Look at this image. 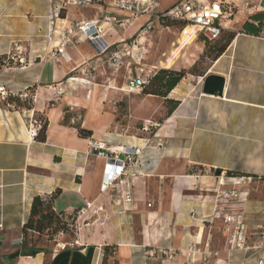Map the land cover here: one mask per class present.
Here are the masks:
<instances>
[{"label": "crops", "instance_id": "1", "mask_svg": "<svg viewBox=\"0 0 264 264\" xmlns=\"http://www.w3.org/2000/svg\"><path fill=\"white\" fill-rule=\"evenodd\" d=\"M177 1L162 8L157 0V11ZM225 1L233 5L231 23L237 29L231 27L235 36L223 51L218 49L224 42H192L170 28L175 30L174 48L151 70L186 74L165 98L142 99L146 121L155 125V132L135 138L107 131L113 114L105 110L110 98L128 96L123 93L135 76L133 67L118 74L90 43L77 42L74 36L65 47L66 60L52 57L61 36L75 24L114 13L108 1L89 6L91 13L68 6L55 19L52 0H0V86L8 88L9 83L16 91L0 102V264L256 263L264 251L257 248L259 227L264 226V30L254 36L240 28L249 16L264 12V0ZM145 21L141 17L114 26L105 39L128 40ZM116 27L128 36H120ZM209 75L224 79L221 95L203 93ZM15 97L28 99V107L17 105ZM127 99L131 109L136 99ZM165 100L177 102L170 113ZM150 101L158 102L157 110L148 107ZM79 108L82 115H67ZM31 117L45 119L44 141L29 134ZM78 128L91 131V136H80ZM89 141L141 150L128 169L131 211L113 206L110 192H100L105 158L87 154ZM230 189L247 191L248 196L218 201L216 194ZM53 195L52 210L63 220L91 203L104 207L107 221L75 232L71 240L61 236L35 246L40 249L36 255L23 251L13 258L24 241L22 227L33 198ZM224 214L242 219L246 250L235 249L223 234Z\"/></svg>", "mask_w": 264, "mask_h": 264}, {"label": "built area", "instance_id": "2", "mask_svg": "<svg viewBox=\"0 0 264 264\" xmlns=\"http://www.w3.org/2000/svg\"><path fill=\"white\" fill-rule=\"evenodd\" d=\"M55 4L53 18L59 17L60 10L68 7L87 8L97 1L92 0H52ZM107 8L114 13L104 12L102 17L83 20L75 24L74 28L61 36V40L55 46L53 58L67 59L65 47L72 43L70 36H74L77 42H88L94 48L97 57L105 56L106 64L113 71L117 72L122 68H134V77L128 79L126 92H141L142 87L147 83L143 76L144 70L136 67L142 65L145 59L146 36L158 26L162 29L175 28L179 38H191V41L202 39L206 43H215L226 32L230 30V18L232 10L225 0H179L169 8L162 11H155L158 7L157 0H107ZM119 14H125L122 18ZM145 17L146 21L139 28L137 37L132 40L119 38L109 43L105 37L113 30L114 26H123L132 20ZM145 40L144 44H142ZM136 65V66H135ZM91 69V68H90ZM82 74L87 73L83 68ZM131 73V71H130ZM73 82L78 79L69 78ZM7 92L0 86V102L5 101ZM45 119L31 117L28 124V132L35 138L38 131L45 123ZM139 148L126 150L106 147L102 142L89 141L87 154L105 158L103 173L100 183V192H110V200L113 206L122 208L123 211H131L133 208V193L131 181H128V169L137 163L140 155ZM249 180V179H248ZM238 184V183H237ZM247 191L230 189L220 191L216 194L218 201L228 203L234 200L247 198ZM151 207V204H148ZM88 215V216H87ZM108 215L102 205L93 206L87 203L85 207L76 211L75 216L68 224L73 233L81 229H88L95 224L103 225ZM223 234L229 235V242L237 250H246L244 233L245 225L239 216L231 214L222 216ZM259 238L257 248L264 249V226L259 227ZM62 234V232H61ZM21 243V241L19 242ZM188 256L193 257V249H188ZM192 260V259H191ZM255 264H264V251L256 259Z\"/></svg>", "mask_w": 264, "mask_h": 264}, {"label": "rangeland", "instance_id": "3", "mask_svg": "<svg viewBox=\"0 0 264 264\" xmlns=\"http://www.w3.org/2000/svg\"><path fill=\"white\" fill-rule=\"evenodd\" d=\"M175 0H161V7H165L168 6L169 4H171L172 2H174ZM229 7L231 8L232 12L234 10L233 5L229 4ZM88 10L87 11H92V9H90L91 7L87 6ZM157 11V9L155 10ZM234 19V17H233ZM236 23H232L231 27L234 29L236 28ZM156 28L150 32V34L147 35L148 37V41H151L150 45H148L149 43L145 44V47L148 48V53L145 55V60L142 61V65H138L136 67H139L141 69L144 70L143 76L145 77V79H148L153 73L154 71L151 70V66H154L156 64H158L159 61H161V59H165L166 56L162 55L168 51H170L172 48H174L171 43V41L175 40V35L172 34L173 32H175L174 29H170V30H165L162 29L158 26H155ZM116 29L118 30L119 28L116 27ZM173 31V32H172ZM177 31V30H176ZM118 33L120 36H128L129 33L127 34H123L124 32L122 30H118ZM138 33V31L136 32ZM136 33H131L132 34V40H135L137 35ZM230 34V32H226L221 38L220 40L217 41V44H220L224 41H226V39L228 38V35ZM129 40V39H128ZM147 41V42H148ZM175 46V45H174ZM176 47V46H175ZM188 47V46H187ZM185 47L181 52L183 53L186 48ZM179 57V56H178ZM134 67V66H133ZM134 69V68H133ZM108 73H112L111 70H108ZM124 73L123 70H120L121 74ZM134 74V71H133ZM120 79H122V76H120ZM7 85L9 86L7 88L6 85H1L5 88V90L8 92V95L5 97V101H7V99L9 97H11L12 94H10L11 92L13 93V95H16V91L12 88H10L9 83H7ZM123 94H128V96H124V97H120V99H116L114 98H110L109 100H107L106 102L108 103V105L106 106L105 110L106 113H111L113 114V117L110 121H112V125H110L109 129L107 131L109 132H113V133H118V134H123V135H130L132 137L135 138H146V137H151L154 135L155 132V125H151V123H149V121H146L149 118H146V116L144 115V109L143 107L145 106V102H142L143 98L146 96L143 94V91L138 93V92H127V93H123ZM134 97L136 99V101H134L132 103V107L131 109H129L128 104L126 99L128 97ZM13 100L16 101L17 105L20 106H25L28 107V99L27 101H22L20 102V99L18 97H15ZM128 100V99H127ZM5 101H2L3 103ZM29 101H31V98L29 97ZM149 108H153L154 110L158 109V102L156 101H150V103H147ZM67 110L68 107H67ZM147 113V111H146ZM77 114H83V110L82 109H78L75 112H70L67 115L72 116V115H77ZM75 126L79 127V123H77L75 121ZM141 153V152H140ZM144 161H141L140 164L143 165ZM64 236L65 239L71 240L74 237V233L73 231H71L70 229H68L65 232H58L56 234H54L52 231H48V233H44L42 235H37V234H32L29 233V236L27 238V243L28 245H33L35 246H42L44 245L47 241L49 240H58L59 237Z\"/></svg>", "mask_w": 264, "mask_h": 264}, {"label": "trees", "instance_id": "4", "mask_svg": "<svg viewBox=\"0 0 264 264\" xmlns=\"http://www.w3.org/2000/svg\"><path fill=\"white\" fill-rule=\"evenodd\" d=\"M93 2L103 3V0H92ZM60 17H62L60 12ZM234 17V12L230 18V30H232L231 25ZM264 30V12L256 13L249 16L246 21L243 22L240 28L241 33L258 36ZM224 35V34H223ZM222 35V36H223ZM235 36V32H230L224 44L219 47L218 51H223L227 42L231 41ZM186 71H173L167 69H160L153 73L148 79L147 83L142 87L141 92L143 91L144 95L156 96L165 98L167 94L181 81V79L185 76ZM165 105L168 108V113L172 111L177 102L172 100H165ZM47 123L45 122L41 129L38 131L37 135L34 139L39 141L45 140V131H46ZM78 133L80 136L89 137L91 136V131L84 130L78 128ZM227 175H234L233 173H227ZM54 195L50 198L43 199L39 196H36L32 200L30 215L22 227V235L24 241L21 242L19 252H15L12 257H16L21 252L26 251L29 256L36 255L40 252V249L35 248L33 245L28 247L27 238L29 233L42 235L44 233H48V231H52L54 234L58 232L67 231L68 224L71 222L70 220H63L58 214H56L52 210V201Z\"/></svg>", "mask_w": 264, "mask_h": 264}, {"label": "water", "instance_id": "5", "mask_svg": "<svg viewBox=\"0 0 264 264\" xmlns=\"http://www.w3.org/2000/svg\"><path fill=\"white\" fill-rule=\"evenodd\" d=\"M224 87V79L219 76L209 75L205 78L203 84V93L208 95H213L214 93H218V95L222 94ZM219 176V171L216 173Z\"/></svg>", "mask_w": 264, "mask_h": 264}, {"label": "bare ground", "instance_id": "6", "mask_svg": "<svg viewBox=\"0 0 264 264\" xmlns=\"http://www.w3.org/2000/svg\"><path fill=\"white\" fill-rule=\"evenodd\" d=\"M190 39H191V38H190ZM183 41H185V40H183ZM142 42L144 43V42H145V40H143ZM143 43H142V44H143ZM180 47H181V45H180ZM176 50H177V49H176ZM173 54H174V53H173ZM169 65H170V64H169Z\"/></svg>", "mask_w": 264, "mask_h": 264}]
</instances>
